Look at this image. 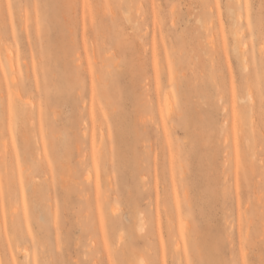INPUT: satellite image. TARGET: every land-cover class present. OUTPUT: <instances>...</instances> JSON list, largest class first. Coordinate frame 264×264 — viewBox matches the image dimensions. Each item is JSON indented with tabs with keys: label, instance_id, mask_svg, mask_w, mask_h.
I'll list each match as a JSON object with an SVG mask.
<instances>
[{
	"label": "rangeland",
	"instance_id": "obj_1",
	"mask_svg": "<svg viewBox=\"0 0 264 264\" xmlns=\"http://www.w3.org/2000/svg\"><path fill=\"white\" fill-rule=\"evenodd\" d=\"M0 264H264V0H0Z\"/></svg>",
	"mask_w": 264,
	"mask_h": 264
},
{
	"label": "bare ground",
	"instance_id": "obj_2",
	"mask_svg": "<svg viewBox=\"0 0 264 264\" xmlns=\"http://www.w3.org/2000/svg\"><path fill=\"white\" fill-rule=\"evenodd\" d=\"M7 54H8V56H9V59H10V62H11V67L13 68V66H14V61H13V53H12V51L10 50V49H7ZM166 105H167V103H166Z\"/></svg>",
	"mask_w": 264,
	"mask_h": 264
},
{
	"label": "snow or ice",
	"instance_id": "obj_3",
	"mask_svg": "<svg viewBox=\"0 0 264 264\" xmlns=\"http://www.w3.org/2000/svg\"><path fill=\"white\" fill-rule=\"evenodd\" d=\"M7 8H8L9 10H11V8H12V4H11L10 2L8 3Z\"/></svg>",
	"mask_w": 264,
	"mask_h": 264
}]
</instances>
